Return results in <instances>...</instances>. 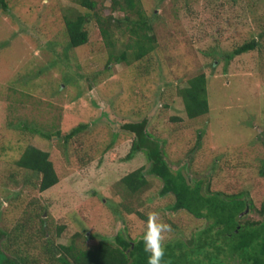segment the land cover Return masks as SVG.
<instances>
[{"label":"rangeland","instance_id":"rangeland-1","mask_svg":"<svg viewBox=\"0 0 264 264\" xmlns=\"http://www.w3.org/2000/svg\"><path fill=\"white\" fill-rule=\"evenodd\" d=\"M96 1V10L108 15L109 0ZM3 2L0 229L14 243L30 239L32 255L41 258L35 264L52 263L37 253L46 240L30 235L36 221L18 227L33 214L30 201L46 207L47 228H58L50 240L62 244L72 239L85 246L100 237L114 244L117 232L138 238L145 220L124 212L123 204L145 215L157 212L171 225L165 239L189 237L203 225V219L167 209L173 195L159 194L162 181L155 175L144 172L149 183L139 193L121 186L125 173L149 166L142 151L128 157L132 134L122 127L142 118L172 169L181 166L189 180L204 178L210 190L246 189L252 205L243 218H259L264 202V0H140L157 43L142 57L146 66L108 64L107 46L92 17L83 24L87 42L70 46L65 16L92 13L74 0ZM118 37L127 40L116 32ZM252 39L256 47L225 60L223 55ZM199 72L207 77L209 109L188 118L177 89ZM19 122L43 130L58 127L62 135L78 124L82 129L63 144L18 130ZM27 145L49 153L59 178L49 191L39 192L33 176L14 164Z\"/></svg>","mask_w":264,"mask_h":264},{"label":"trees","instance_id":"trees-1","mask_svg":"<svg viewBox=\"0 0 264 264\" xmlns=\"http://www.w3.org/2000/svg\"><path fill=\"white\" fill-rule=\"evenodd\" d=\"M74 1L92 13L75 11L72 16H65L64 24L70 46L77 47L87 42L88 34L83 24L92 17L107 46L108 64L133 62L135 65H147L142 57L155 50L157 43L150 17L143 11L140 0H109V14L106 16L96 10V0ZM1 2L4 5L3 0ZM114 12H121L122 16H113ZM116 32L121 36H127V40L119 42V37L114 38ZM119 45L122 47L117 50ZM254 47L256 41L252 39L235 46L223 57L228 61L231 57ZM142 60L144 61L141 62ZM177 94L182 100L188 118H195L208 112L207 77L203 72L187 78L185 84L178 87ZM146 124L147 119L142 118L140 121L126 122L122 125L132 134L128 157L134 151H142L149 161V166L146 169L143 165L138 166L125 173L119 179L121 186L128 193H139L147 188L149 183L144 172L155 175L162 181L159 194L173 195L172 203L167 205L168 210L184 211L193 219L204 220L203 225L194 229L189 237L177 234L165 239V257L162 264H264V202L257 210L260 215L258 219L243 218L244 212L251 209L252 205V202L245 198L246 189L237 192L210 190L208 185H203L204 178L189 180L181 166L172 169L164 158L160 142L147 131ZM16 127L43 139H54L64 144L82 129V124L76 125L63 135L58 127L43 130L29 122H19ZM48 154L47 151L27 145L14 160L17 167L25 169L33 176L39 192L49 191L59 182ZM260 173L264 175V169L260 170ZM23 180L26 182L28 178L23 176ZM29 204L33 206V214L17 224L18 227L25 229L30 227L32 220L36 221L35 231L30 235L46 240L42 250L37 251V253L42 251L39 255L43 256L46 262L147 264L143 242L139 237L129 238L121 232L114 235V244L102 237L95 243L85 246L78 245L77 241L72 239L65 244L53 242L49 235L53 236V231L57 233L58 228L51 230L47 228L42 214L46 207L38 205L36 201H30ZM122 207L124 212H134L139 218L146 219L144 213L132 206L123 204ZM95 236L98 237L97 234ZM33 245L30 239L26 240L25 244L22 240L14 243L12 235L0 229V264L38 263L41 258L32 255Z\"/></svg>","mask_w":264,"mask_h":264},{"label":"clouds","instance_id":"clouds-1","mask_svg":"<svg viewBox=\"0 0 264 264\" xmlns=\"http://www.w3.org/2000/svg\"><path fill=\"white\" fill-rule=\"evenodd\" d=\"M171 225L163 222L155 211L146 214L145 223L139 239L143 242L147 264H162L165 257V233Z\"/></svg>","mask_w":264,"mask_h":264}]
</instances>
